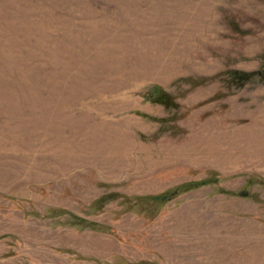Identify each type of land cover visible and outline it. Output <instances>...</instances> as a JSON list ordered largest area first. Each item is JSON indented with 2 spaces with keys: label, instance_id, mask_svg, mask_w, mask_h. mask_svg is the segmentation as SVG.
Instances as JSON below:
<instances>
[{
  "label": "rangeland",
  "instance_id": "rangeland-1",
  "mask_svg": "<svg viewBox=\"0 0 264 264\" xmlns=\"http://www.w3.org/2000/svg\"><path fill=\"white\" fill-rule=\"evenodd\" d=\"M0 264H264V0H0Z\"/></svg>",
  "mask_w": 264,
  "mask_h": 264
},
{
  "label": "trees",
  "instance_id": "trees-1",
  "mask_svg": "<svg viewBox=\"0 0 264 264\" xmlns=\"http://www.w3.org/2000/svg\"><path fill=\"white\" fill-rule=\"evenodd\" d=\"M238 76H239V78H245V77H247V74L241 73V74H239ZM163 96H164V95H163Z\"/></svg>",
  "mask_w": 264,
  "mask_h": 264
},
{
  "label": "water",
  "instance_id": "water-1",
  "mask_svg": "<svg viewBox=\"0 0 264 264\" xmlns=\"http://www.w3.org/2000/svg\"><path fill=\"white\" fill-rule=\"evenodd\" d=\"M240 195H246V193L240 192ZM156 198H157V197H156ZM162 198H164V197H162Z\"/></svg>",
  "mask_w": 264,
  "mask_h": 264
}]
</instances>
